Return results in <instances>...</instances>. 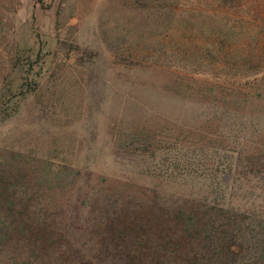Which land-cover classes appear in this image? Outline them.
Wrapping results in <instances>:
<instances>
[{
  "label": "rangeland",
  "instance_id": "1",
  "mask_svg": "<svg viewBox=\"0 0 264 264\" xmlns=\"http://www.w3.org/2000/svg\"><path fill=\"white\" fill-rule=\"evenodd\" d=\"M238 4L0 0L2 210L58 213L41 218L60 227L78 214L69 254L102 261L103 204L148 205L147 189L237 196L217 182L264 143V125L250 128L264 117V39L252 0ZM28 224L38 239L0 245V264H74L57 260L60 230Z\"/></svg>",
  "mask_w": 264,
  "mask_h": 264
},
{
  "label": "trees",
  "instance_id": "2",
  "mask_svg": "<svg viewBox=\"0 0 264 264\" xmlns=\"http://www.w3.org/2000/svg\"><path fill=\"white\" fill-rule=\"evenodd\" d=\"M235 1L244 6L248 0ZM251 7L253 21L249 24L256 29V37L264 39V0H252ZM258 39L254 48L259 46ZM263 125L264 117L251 122V134L257 137ZM223 175H231L230 182L228 177H220L217 184L235 189L238 194L223 201L210 197L209 191L203 197L172 194L167 198L158 190L147 189L154 195L148 205L139 201L113 202L109 210L110 204H103L92 228L111 241L95 246L109 254L102 261L80 259L79 251L69 254L70 241L77 236L74 216L79 218L69 212L63 213L67 225L60 227L46 223L41 218L43 210L4 211L0 202V245L5 248L16 240L14 245L23 248L25 241L38 239L40 232H33L30 222L38 231L60 230L53 247L63 250L57 260L70 259L74 264H264V143L238 157L236 165L225 169ZM10 188L11 178L0 177L1 200L9 195L5 192ZM49 215L52 219L58 213ZM3 250L0 252L4 253Z\"/></svg>",
  "mask_w": 264,
  "mask_h": 264
}]
</instances>
